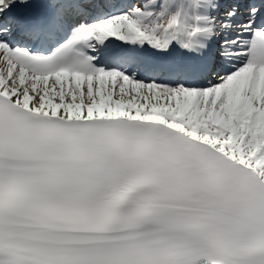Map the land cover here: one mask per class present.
<instances>
[{
  "label": "snow or ice",
  "instance_id": "snow-or-ice-1",
  "mask_svg": "<svg viewBox=\"0 0 264 264\" xmlns=\"http://www.w3.org/2000/svg\"><path fill=\"white\" fill-rule=\"evenodd\" d=\"M0 264H264V0H0Z\"/></svg>",
  "mask_w": 264,
  "mask_h": 264
}]
</instances>
